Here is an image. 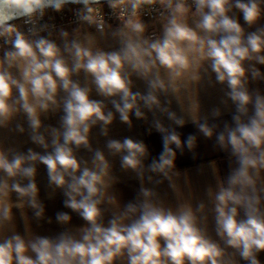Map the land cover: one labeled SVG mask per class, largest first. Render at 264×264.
I'll use <instances>...</instances> for the list:
<instances>
[{"label":"clouds","instance_id":"1","mask_svg":"<svg viewBox=\"0 0 264 264\" xmlns=\"http://www.w3.org/2000/svg\"><path fill=\"white\" fill-rule=\"evenodd\" d=\"M66 10L72 21L58 26ZM261 66L264 0H0V264H264ZM205 80L225 86L229 121L202 110ZM117 113L129 127L150 114L157 156L127 137L93 146V128L109 137ZM189 123L228 156L206 201L181 185L178 153L198 147L178 130ZM116 159L138 179L133 199ZM40 165L48 198L60 190L68 210L55 235L32 223H52Z\"/></svg>","mask_w":264,"mask_h":264},{"label":"crops","instance_id":"2","mask_svg":"<svg viewBox=\"0 0 264 264\" xmlns=\"http://www.w3.org/2000/svg\"><path fill=\"white\" fill-rule=\"evenodd\" d=\"M241 23H243L241 16ZM67 27V26H65ZM261 70L264 71V66H261ZM256 85H253L255 88ZM261 91L264 92V84L260 85ZM143 91V88H140ZM225 86L216 83L214 86L209 85L207 81L200 86L199 88V99L202 106V110L205 113H210L213 107H221L222 117L218 118L216 122H224L230 120V115L234 113V107L231 105L229 100V107L221 103L222 100L227 99L224 95ZM111 107V106H110ZM114 111V109H113ZM132 126L129 127L128 124L123 123L119 120V114H116V119L113 121V124L109 126V137H103L100 134V128L95 127L92 130V143L94 147H103L105 141L108 138L120 139L123 138H133L136 140H143L150 149V152L153 156H157L162 150V140L159 133L152 128L151 125V116L149 114V120L143 121L131 117ZM46 123H51L54 126L58 125V117L53 118ZM182 134V139H186L189 134H196L198 136V147L196 149L195 156L193 157L192 153H189L187 150L183 156H180L178 153V168L182 172V176L186 177V182L181 181V185L185 193H191L195 200H205L206 201V189L209 186L214 187L216 183V169L220 174L225 178L229 172L228 168V156L223 152L222 149L215 143V140H209L204 138L197 132V129L191 123L187 126L178 129ZM27 140L26 137H21L17 142L24 147H35L30 143L25 144ZM40 151V149H37ZM114 171L118 177L120 187L123 190L125 196L129 199L134 198V194L138 191V179L133 173H125L120 169L119 160L114 161ZM38 184L41 187V199L45 204V215L47 218L52 219V223L48 224L43 221H35L33 219L32 223L35 226V231L44 234V235H55L60 231V227L55 221V215L60 211H68L63 206V194L60 190H56L52 194L51 199L48 198V193L51 191L47 188V173L46 168L43 165H40L38 168ZM163 193L165 199L169 202L174 200L173 193L169 190L166 185L163 187ZM17 222L21 225V228L24 226V221L21 220L19 214H17ZM78 222V221H77ZM208 230L211 234L213 227V218L210 211L208 212Z\"/></svg>","mask_w":264,"mask_h":264},{"label":"built area","instance_id":"3","mask_svg":"<svg viewBox=\"0 0 264 264\" xmlns=\"http://www.w3.org/2000/svg\"><path fill=\"white\" fill-rule=\"evenodd\" d=\"M73 11H75V8H73ZM72 21V13L71 11L66 10L63 14L61 15H56L55 16V23L60 26H68L69 22Z\"/></svg>","mask_w":264,"mask_h":264}]
</instances>
